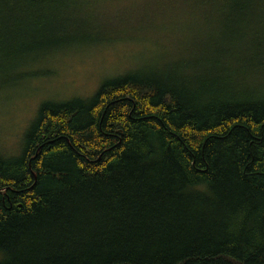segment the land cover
<instances>
[{"label": "trees", "instance_id": "16d2710c", "mask_svg": "<svg viewBox=\"0 0 264 264\" xmlns=\"http://www.w3.org/2000/svg\"><path fill=\"white\" fill-rule=\"evenodd\" d=\"M103 3L0 0V94L124 44ZM172 10L170 62L40 101L0 146V264H264V0ZM188 23L203 29L186 51Z\"/></svg>", "mask_w": 264, "mask_h": 264}, {"label": "rangeland", "instance_id": "374dc122", "mask_svg": "<svg viewBox=\"0 0 264 264\" xmlns=\"http://www.w3.org/2000/svg\"><path fill=\"white\" fill-rule=\"evenodd\" d=\"M104 2L97 6L99 20L97 23H105L113 30H120V27L126 24L123 26V36H120L124 44L107 46L91 55L73 54L57 65L58 71L54 78L41 79L32 85H25L18 97L10 98L8 94H0V146L4 144L17 146L25 128L34 121L40 101L63 102L79 96L89 98L104 79L133 71L144 72L149 66L161 67L163 63L173 59L172 9L173 2L179 0H104ZM137 13L145 22L144 28L137 31L143 30L144 34L132 35L135 31H132L131 26L135 25L133 22L135 20L131 14ZM177 13L175 21L181 20L184 14ZM192 28L193 26L190 27L188 23L175 32L177 40L183 39L185 43L187 42L184 46L186 51L193 45L194 39L198 42L197 37H200L203 29ZM221 40L222 36L217 37V42ZM186 51L176 56V59H186Z\"/></svg>", "mask_w": 264, "mask_h": 264}]
</instances>
